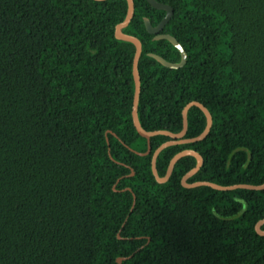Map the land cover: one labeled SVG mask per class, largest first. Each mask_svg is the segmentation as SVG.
I'll list each match as a JSON object with an SVG mask.
<instances>
[{"label":"trees","instance_id":"obj_1","mask_svg":"<svg viewBox=\"0 0 264 264\" xmlns=\"http://www.w3.org/2000/svg\"><path fill=\"white\" fill-rule=\"evenodd\" d=\"M133 1L123 32L142 44V128L179 133L190 102L213 121L204 140L164 149L158 175L190 149L203 165L189 183L264 184V0H156L173 10L161 34L187 54L176 70L147 56L180 61L144 26L165 13ZM126 11L125 0H0V264H264V191L185 189L192 157L158 184L151 158L167 136L132 152L147 141L131 115L135 48L114 36ZM187 121L185 138L203 132L199 108Z\"/></svg>","mask_w":264,"mask_h":264},{"label":"water","instance_id":"obj_2","mask_svg":"<svg viewBox=\"0 0 264 264\" xmlns=\"http://www.w3.org/2000/svg\"><path fill=\"white\" fill-rule=\"evenodd\" d=\"M96 2H104L107 0H94ZM127 4V11L126 16L124 20L118 24L115 27L114 36L117 41L121 42H127L134 46L135 52L133 57V63H132V76L134 81V96H133V104H132V122L133 126L138 133L139 136L146 139L147 141V150L145 153H138L136 151H133L135 154L140 155L142 157L147 156L151 152V145H150V139L156 136H167L171 140L165 142L164 144L160 145L152 154L151 158V172L155 179V181L158 184H165L169 178L172 175L173 169L175 164L184 157H192L196 160V165L193 169H191L189 172H187L182 178H181V186L185 189H194L199 187H209L216 191H222V192H228V191H235V190H248V191H264V184L261 185H248V184H237V185H231V186H220L217 184H214L212 182L207 181H197L193 183H189L188 180L192 178L196 173L199 171V169L203 165V159L199 155V153L195 152L194 150H183L177 153L169 162V165L167 167L166 173L163 177H160L158 175L157 169H156V161L159 156V154L166 148L176 145H185V144H193L200 142L204 140L207 135L210 132V129L212 127V116L210 112L200 103L198 102H190L188 103L184 109L182 110V129L179 133L173 134L168 131H146L142 128L139 118H138V105H139V99H140V93H141V81H140V75L138 71V64L142 53V44L141 42L134 36L125 34L123 32L124 29H126L130 23V21L133 18L134 15V1L133 0H125ZM146 2L155 10L163 11L165 13L162 20L156 25L152 26L150 20L148 18H144V26L148 34L153 35V41H160V40H166L168 41L180 54V61L178 63H171L166 61L164 58L160 57L159 55H156L154 53H148L147 56L162 65L163 67L167 69L176 70L179 68H182L186 64L187 54L183 47L178 43V41L168 35V34H161V31L165 27V25L169 22L173 15V10L170 6L161 4L157 2L156 0H146ZM192 107L199 108L200 111L203 113L206 119V125L203 130V132L195 137V138H185L188 128V121H187V114L189 109ZM107 134H111L110 132H107ZM115 136V135H114ZM116 137V136H115ZM108 141V140H107ZM108 143V142H107ZM109 156L110 151H109ZM134 172H131L130 176H133ZM124 190H130V189H124ZM114 191H116L114 189ZM135 203V196H133V204L131 207V210ZM264 225V218L258 221L255 225V232L257 235L264 237V230L262 229V226ZM118 239H120L119 234L117 235ZM122 258L117 259V264L122 263Z\"/></svg>","mask_w":264,"mask_h":264}]
</instances>
